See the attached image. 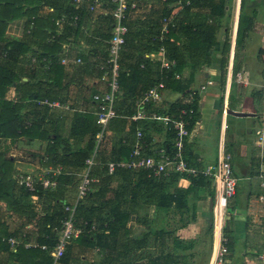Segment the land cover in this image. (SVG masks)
<instances>
[{
    "label": "crops",
    "instance_id": "crops-1",
    "mask_svg": "<svg viewBox=\"0 0 264 264\" xmlns=\"http://www.w3.org/2000/svg\"><path fill=\"white\" fill-rule=\"evenodd\" d=\"M129 5L127 48L120 57L124 74L115 101L121 115L112 119L106 127L105 142L99 147L90 171L91 177L96 180L91 188L93 194L86 196L80 204L89 201L97 203L108 198L112 205L118 201L115 205L118 213L127 216L125 229L130 245H141L137 250L140 258L133 264H210L216 244L212 232L214 186L210 179L200 174L177 173L173 174L177 175L174 179H170L171 174L161 176L166 177L163 192L176 197L167 210H155L153 205L132 200L134 177L127 181L118 171L111 176L106 191L102 190L99 182L101 168L106 163L128 158L129 146L122 145L121 139L132 140L133 143L138 130L143 134L147 153L163 146L171 150L173 131L170 124L149 117L133 119L132 115L135 112V95L138 97L142 89L153 86L162 71L170 69V66L165 67V63L176 64L174 79L170 84H165L161 101L148 105L146 114L174 117L186 93L198 90L207 80H211L212 83L206 85L194 100L195 113L191 121L193 125L188 128L185 158L189 165L195 167L215 164L218 141L223 134L236 179L235 193L229 200L223 229L228 250L227 264H264V144H257L255 133L264 99V0H129ZM81 8L97 24H104L105 18L111 16L109 6L99 8L93 14L89 13L86 5ZM167 10L169 13L165 18L171 23L173 21L175 27L169 34L166 46L163 41L168 26L162 16ZM27 23L24 17L13 20L6 28L5 37L21 39ZM199 27H213V35L198 39ZM195 29L197 32H194ZM205 41L217 43L218 47L226 43L223 66L220 65L221 52L216 50V44H211V50H207ZM194 43H199L198 49L203 51L201 58L192 48ZM203 44L206 51L202 49ZM68 47V43L62 44L63 51L59 58L61 60L65 56L69 61L59 62L62 67L57 84L52 82L54 72L44 66L39 68L32 81L34 88L40 89L44 96L59 99L51 101L45 97L23 103V111L35 104L45 110H42L45 113L43 126L50 133L56 132L63 138L62 147L59 146L54 153L48 152L47 140L28 141L25 137L4 140L7 144L15 142L16 145L13 156L17 155L18 158L13 159L14 179L19 172L46 171L49 177L56 179L65 169L76 171L73 186L64 183L63 187L58 188L60 184L56 179L53 193L63 200V205L73 201L84 168L78 170L65 165L72 158L71 152L66 151L63 144L71 148L87 144L89 133L81 131L82 115H95L92 94L105 88L100 69L101 47L95 45L93 48L88 46L85 51H67ZM161 47L163 50H160ZM90 48L91 54H87ZM77 58L80 59L78 63ZM229 66L232 76L227 84ZM237 73L242 74L245 83L235 81ZM26 79L22 76V80ZM226 85L228 111L249 115L227 113L225 127L221 128ZM7 97H13V88L9 89ZM45 99L59 103V106L41 104V100ZM70 105L74 108H70ZM131 111L133 113L129 115ZM102 157L107 161L101 162ZM148 175L153 176L149 171ZM191 177H195V180ZM17 186L16 189H19L20 186ZM32 199L37 201L36 196ZM53 201L54 197L42 198L36 203L38 207L49 209ZM3 211L8 230L15 229L21 223V218L6 208ZM32 231L34 227L26 225L20 235ZM74 240H70L65 248L67 252V247L71 245L69 251L73 258L67 262L59 259L52 264H96L99 261V246L84 247ZM112 250L115 255L120 251L118 238ZM6 256V253L0 254L1 263L4 259L6 262ZM97 257L100 258L96 260Z\"/></svg>",
    "mask_w": 264,
    "mask_h": 264
},
{
    "label": "trees",
    "instance_id": "trees-1",
    "mask_svg": "<svg viewBox=\"0 0 264 264\" xmlns=\"http://www.w3.org/2000/svg\"><path fill=\"white\" fill-rule=\"evenodd\" d=\"M48 6L52 7L54 11L50 13L45 11L46 8L48 9ZM129 7L130 5H128L126 17L123 21L128 28L127 33L130 29L127 23ZM60 13H65L69 16L71 14H78L79 19L74 23L67 21L59 29L54 19ZM168 13V10L165 11L162 19L167 17ZM23 17L27 20L28 26L31 22L30 31L28 33L25 31L24 36L18 40L6 38L5 31L8 24L13 20ZM111 25V16L105 18L104 24L100 22L97 24L92 20L91 15H87L82 11V8L75 9L67 1L0 0V140L9 139L13 141L19 137H25L28 141L34 139L47 140L48 152L54 153L59 146L62 147L61 142H63V138L56 132L50 133L43 126L45 118L44 109L35 104L27 111H23V103L27 100L45 97L51 101L59 99L51 95L44 96L45 94L41 93L40 89L34 88L35 86L32 82L33 76L35 77L39 68L44 66L54 72L51 75L53 84L59 82L58 79L61 78L62 67L59 63V57L62 55L63 43H68L69 47L67 51L70 49L71 51L73 49L85 51L88 46L93 48L95 45L96 47H101L103 54L100 63H103L107 57V40L110 37ZM167 26L168 31L163 41L166 46L168 44V37H170L169 34L173 31L175 23L172 21ZM196 30L194 32H197ZM213 32V27H207L206 29L199 27L198 39L212 36ZM52 36L54 37L51 38ZM205 44H208V49L203 44L204 47L202 49L204 51L206 49L211 50V44H216V50L221 52L222 62L220 65L223 66L226 43L222 47H218L217 43H212V41L208 43L205 41ZM192 46L194 50H197L196 55H199L201 58L203 51L198 49L199 43H194ZM125 47L127 48L126 37L123 50ZM169 49L174 50L171 47ZM86 53L91 54V48ZM176 67V64L170 65L169 70L166 72L162 71L155 84L158 81H163L166 85L170 84L174 79ZM123 74L124 71L121 70L120 64L119 85L121 84V76ZM22 76H25L27 79L22 80ZM10 88H13L12 98L7 97V92ZM147 89L148 87L142 89L139 95ZM70 108L74 107L70 105ZM130 113L132 114L133 111L129 112V115H131ZM118 114L119 117L121 113L118 111ZM82 116L84 120L81 131L89 133L87 144L83 147L78 146L75 148L63 144L65 150L71 152L72 158L65 165L69 164L71 167L78 168V170L84 166L85 159L93 151L95 144L94 136L99 129L95 123V115L84 114ZM192 125L193 123H190L188 128H191ZM171 134L172 137L173 133ZM126 140L124 138L121 139V144L129 146L127 148V159H129L132 151V140ZM102 159L101 162L107 161L103 157ZM112 161L117 162L121 160ZM13 163L12 157L6 156L5 153L0 151V254H7L6 262L4 259L2 263L0 261V264H52L53 258L50 251L56 243L62 220L66 216L63 200L59 196L54 195V189H45L37 185L35 191L30 192L24 186L18 185L12 176ZM118 171L127 181L133 177L135 178L132 200L136 203L142 202L153 205L155 210H167L172 205V202L176 200L174 195L163 192L166 177L150 176L148 175V171L144 169L134 171L119 167L112 174H108L107 163L101 168L100 178L98 177L101 187H103L102 190H107L111 176ZM75 172L73 169H65L62 174H59L56 177L59 182L58 184H60L58 188L63 187L64 183H71L73 186L76 183ZM173 174L177 173H172L170 179H174L179 175ZM191 179L194 181L195 177H191ZM17 185L20 186L19 189H16ZM92 194L93 191H90L87 196ZM33 196L37 197V201L42 198L51 199L52 197H54V201L49 209L41 208L37 206V201L32 199ZM117 202L112 205V201L108 198L97 203L93 201L82 203L77 207L75 225L78 227L84 226V231L74 241L84 247H94L97 245L101 248V258L96 264H133L134 261L140 258L137 250L141 245H130L127 237L128 232L125 229L127 216L118 213L115 206ZM4 208L21 218V223L13 230H8L9 226L4 220ZM93 224L95 231L91 229V225ZM26 225L33 226L34 231L20 235V232ZM9 237H15L20 243L15 248H12L7 242ZM117 238L120 251L115 255L112 248ZM25 243L46 245L47 248L26 247ZM70 248L71 245L67 247V252L65 249L64 255L60 258L63 262H67L69 258H73L72 252L69 251Z\"/></svg>",
    "mask_w": 264,
    "mask_h": 264
},
{
    "label": "built area",
    "instance_id": "built-area-1",
    "mask_svg": "<svg viewBox=\"0 0 264 264\" xmlns=\"http://www.w3.org/2000/svg\"><path fill=\"white\" fill-rule=\"evenodd\" d=\"M69 2L75 9H81L86 5L89 13L97 12L99 8L111 7L110 15L112 17V25L110 37L107 40V57L101 64L102 80L105 82V88L92 94V101L95 106V123L99 127L94 136V149L92 153L84 161L83 172L81 173L79 183L76 188V194L71 203L64 205L66 212L65 218L62 220L61 227L58 232L57 240L50 251L53 261L59 260L65 252L67 243L71 239L77 238L84 231L83 227L75 225V214L77 207L81 201L91 191L93 183L96 181L90 175V171L95 163V158L99 147L105 142L107 125L108 123L118 117V111L115 107L116 97L119 93V72H120V54L125 44V37L128 31L127 26L124 24L126 17V10L129 5V0H60ZM45 11L53 12L54 9L48 6ZM71 16V17H70ZM67 15L60 13L54 19L55 24L59 29L62 28L63 23L70 21L74 23L79 19L78 14ZM166 25L171 23L168 18H164ZM31 28L27 26L26 32L28 33ZM52 36L51 38H53ZM160 50H163L161 47ZM33 60V59H32ZM34 61V60H33ZM62 63L69 61L68 57H63L60 60ZM76 62H80L77 58ZM165 67L170 66L168 63L164 64ZM231 66L227 70L226 83L230 82ZM237 83H245L241 73L235 75ZM211 80H207L206 84L201 85L198 90L188 91L182 100V106L176 111L174 117L169 115H159L151 113L149 116L146 114L148 105H152L161 101L162 91L165 88L163 81H158L153 86L145 90L141 95L135 97L133 106L135 112L132 115L133 119H142L149 117L154 120H159L165 124H170L173 131V138L171 141V150L166 149L164 146L153 149L149 153L145 150L143 134L140 130L136 131L132 143V151L130 158L125 161H110L107 163V173L112 174L116 168H125L130 170L145 169L155 177L168 176L172 173L187 174V175H203L213 182L214 186V202L212 205V232L216 241L210 264H227L228 260L226 255L228 253L226 247V237L223 235V229L226 221L227 207L230 198L233 197L236 187V179L233 176L231 169V155L226 150L225 139L221 134L217 146V161L215 164L207 165L205 167H195L189 165L185 158V144L189 135L188 127L192 121L195 113L193 105L194 100L202 92L206 85L211 84ZM227 85L225 88V99L222 107V120L221 128L225 127V116L228 113L227 104ZM41 104L48 107H58L59 103L50 102L48 100H41ZM262 110L259 117V124L256 130V142L259 146L264 144V99L262 101ZM125 142V140H123ZM60 170H58V173ZM15 181L18 185L24 186L28 191L34 192L37 185L45 189H53L57 185V180L52 176L49 177L46 171L34 172H19ZM94 224L91 229H94ZM7 242L11 247H16L19 241L15 237H9ZM26 247H40L46 249V245H39L37 243H25ZM264 260V257H262Z\"/></svg>",
    "mask_w": 264,
    "mask_h": 264
},
{
    "label": "rangeland",
    "instance_id": "rangeland-1",
    "mask_svg": "<svg viewBox=\"0 0 264 264\" xmlns=\"http://www.w3.org/2000/svg\"><path fill=\"white\" fill-rule=\"evenodd\" d=\"M15 142H12L10 144H7L4 140H0V151H2L3 153H5L6 156H13L14 153H16V151L14 150L15 147ZM13 159L18 158V156H13ZM35 172V171H34ZM97 255V254H96ZM98 256V255H97ZM100 257H97V259H99Z\"/></svg>",
    "mask_w": 264,
    "mask_h": 264
},
{
    "label": "water",
    "instance_id": "water-1",
    "mask_svg": "<svg viewBox=\"0 0 264 264\" xmlns=\"http://www.w3.org/2000/svg\"><path fill=\"white\" fill-rule=\"evenodd\" d=\"M228 113L236 115V116H247V115H249V113L236 112V111H232V110H229Z\"/></svg>",
    "mask_w": 264,
    "mask_h": 264
}]
</instances>
